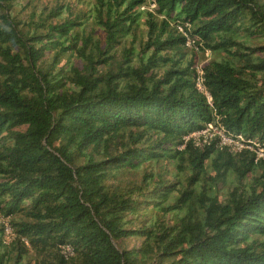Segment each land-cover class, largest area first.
<instances>
[{
    "label": "trees",
    "instance_id": "obj_1",
    "mask_svg": "<svg viewBox=\"0 0 264 264\" xmlns=\"http://www.w3.org/2000/svg\"><path fill=\"white\" fill-rule=\"evenodd\" d=\"M64 1L0 0V264H264V0Z\"/></svg>",
    "mask_w": 264,
    "mask_h": 264
},
{
    "label": "built area",
    "instance_id": "obj_2",
    "mask_svg": "<svg viewBox=\"0 0 264 264\" xmlns=\"http://www.w3.org/2000/svg\"><path fill=\"white\" fill-rule=\"evenodd\" d=\"M147 9L150 10V11H153L154 10V5H148ZM179 31L181 33H183L181 29H179ZM184 36L186 37V35H184ZM186 46L187 47H191L192 46V42L189 39L186 40ZM205 56L206 57L209 56V53L206 52ZM206 61H208V59H206ZM196 72H197V76H198L197 79H196V84H195L196 89L198 90V92L204 94L208 98V95H207L205 89L203 88V84H202L201 66L200 67H198V66L196 67ZM214 136H218L219 137L221 145L230 147L232 149L236 148V150H239L240 148H243V146L241 145V142H240L241 141V137H237L236 139H234L231 136L225 135L222 132V130L216 129L212 125H208L205 129L200 130V131L195 132V133H192L191 135L186 137L185 140L191 139V140L194 141V143L196 145H198L200 143L205 144V143L209 142ZM2 226H3L4 242L5 243L12 242L14 240V238H15L12 229L10 228V226L8 225V223L6 221H2ZM62 249H63L64 252H69L68 248H62Z\"/></svg>",
    "mask_w": 264,
    "mask_h": 264
},
{
    "label": "rangeland",
    "instance_id": "obj_3",
    "mask_svg": "<svg viewBox=\"0 0 264 264\" xmlns=\"http://www.w3.org/2000/svg\"><path fill=\"white\" fill-rule=\"evenodd\" d=\"M52 0H38V4L41 5H51ZM64 4H71L73 8H77V10L82 9L84 6L80 3H77L76 0H65ZM206 57V56H205ZM201 58L203 59V56L201 55ZM206 59H209V56L206 57ZM206 59L201 61L197 66L200 67L207 63ZM214 130V129H213ZM212 130V131H213ZM236 149V148H235ZM258 157L264 158V149H259V152L257 153Z\"/></svg>",
    "mask_w": 264,
    "mask_h": 264
}]
</instances>
